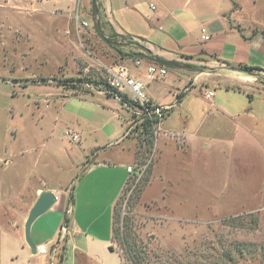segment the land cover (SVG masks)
<instances>
[{
    "label": "rangeland",
    "instance_id": "rangeland-1",
    "mask_svg": "<svg viewBox=\"0 0 264 264\" xmlns=\"http://www.w3.org/2000/svg\"><path fill=\"white\" fill-rule=\"evenodd\" d=\"M242 1L264 22V0ZM66 2L0 0V264H29L10 224L28 216L31 190L56 185L63 194L66 187L73 190L74 199L73 205L68 200L70 244L63 264H74V245L101 262L81 256L79 264H121L123 244L119 236L111 240L112 210L128 174L119 164L131 160L134 143L140 165L149 164L140 183L129 179L114 209L118 234L142 251L137 264H264V96L254 90L256 100L249 104L246 93L218 88L216 98L231 118L216 116L210 101L195 98L194 120L206 112L207 124L188 132L187 152L167 147L158 166L156 143L146 151L133 135L116 144L126 137L129 121L121 101L100 90L107 83L106 65L121 61V54L94 26L76 25L78 15L93 25L92 0ZM97 3L110 36L106 9L102 0ZM141 28L136 24L134 30ZM125 48L121 53L132 50ZM251 79L264 88V79ZM204 91L199 85L193 94L204 98ZM167 93L161 86L159 95ZM244 106L251 114L243 113ZM171 121L182 124V115ZM69 129L79 133V141L66 135ZM93 159L116 161L117 168H93ZM110 177L118 180L113 192L103 181ZM21 191L29 192L7 196Z\"/></svg>",
    "mask_w": 264,
    "mask_h": 264
},
{
    "label": "crops",
    "instance_id": "crops-1",
    "mask_svg": "<svg viewBox=\"0 0 264 264\" xmlns=\"http://www.w3.org/2000/svg\"><path fill=\"white\" fill-rule=\"evenodd\" d=\"M75 2L76 0H67L66 3ZM102 2L107 12L111 34L137 37L147 44L146 46L151 53H156L166 59L176 60L181 64V67H168V74L165 78L147 83V92L154 101L161 105H173L161 121L156 133L155 143L158 149L155 148V154H160L158 166L165 156L167 147L168 149L169 147L176 148L177 150L175 149L174 152L180 151V149L187 152L189 149L188 132L194 134L198 131V128L200 131V128L207 124L210 115L206 112L202 113V117H198L201 119L200 122L194 120L190 104L195 98L206 102L210 101L208 105L218 113H216V116L231 118L233 116L231 112L220 107L216 98L218 88L224 89L226 92L246 93L249 104L254 103L256 100L257 93L254 90L264 96V88L254 86V81L251 79L252 76L264 79V22L255 14L246 11L242 0H120L115 1V3L113 0H102ZM252 2H254V5L256 0ZM115 11L119 13L117 14ZM75 17L76 25L81 26L80 18L77 20V16ZM136 24H140L142 30H134ZM203 28L206 31H203ZM103 31L105 33V30ZM66 32L68 33L69 29ZM205 35H209L210 38L205 39ZM108 37L110 36L108 35ZM71 40V35H69L65 41L66 45H71ZM121 46L126 47L125 49L128 48L126 45ZM120 59L119 62L127 64L135 76L146 80V68L153 60L143 58L142 65L136 66L133 57L120 55ZM240 63L259 67V70L250 73L243 72L237 69V65ZM109 65H106V67ZM170 68L177 70L178 73H171ZM160 81H163V83H158ZM199 85L205 86V91L202 94L204 98L193 94V90ZM161 86H165L168 90L164 97L159 95ZM210 90L214 91V96L207 98L206 93ZM180 95L181 98H179ZM106 97L119 100L114 96L106 95ZM118 106L126 118L125 121H129L126 122L128 125L131 121L129 116L132 114L133 107H128L122 102ZM245 107L247 106H244L243 113L251 114V108ZM176 114L182 115V124L171 121ZM121 126L122 128L125 127L124 124ZM125 133L122 137L125 136ZM129 136L133 135H126V137L117 140L116 144L124 142ZM118 141L120 142L118 143ZM135 148V143L131 147L129 145L128 149L132 152L131 160L126 162L122 160L119 164V166L126 169L128 174L122 177L123 181L120 189L123 188L117 192L116 201L131 178L127 170L128 166H134L138 163V151L136 152ZM123 150L125 149L123 148ZM100 152H95V156L99 155ZM116 163L114 161L112 164L110 160H104L103 162H98L95 159L93 161L89 160V165L93 164V168L100 166L114 168ZM159 173L163 176L165 174L161 170H159ZM103 181L107 182L109 189L111 188L110 192L115 191L118 180H112L110 177L109 179L104 178ZM59 189H63V187L59 185L48 188L37 186L34 190H31L35 198L28 213L39 197L40 192L52 191L58 197L57 202L32 224L31 239L36 247L39 244L46 243L51 249L52 246L56 245L61 227L65 223V216L70 215L68 200H71V195L68 192L69 188H64L66 194L60 192ZM24 192L28 193L29 191H21L19 195L15 194L16 196L14 194L5 195L21 197L20 194ZM73 200L70 201L72 205L74 204ZM115 203L112 210V243L114 241L113 215ZM71 213L74 214V210H71ZM27 217L23 218L24 221L21 224L18 222L15 225L11 223L9 228L13 230L19 246L25 250L24 254L28 258L29 264H54L55 256L52 251L49 253L51 256L48 253L41 254L37 251L34 253L28 245L25 238ZM69 224L70 216H68V227ZM67 235L66 250L70 244L69 231ZM73 247L75 248L73 253L74 264L80 256H87L100 262L97 256L90 255V252H85L76 245ZM111 251H114V249Z\"/></svg>",
    "mask_w": 264,
    "mask_h": 264
},
{
    "label": "built area",
    "instance_id": "built-area-1",
    "mask_svg": "<svg viewBox=\"0 0 264 264\" xmlns=\"http://www.w3.org/2000/svg\"><path fill=\"white\" fill-rule=\"evenodd\" d=\"M77 20H79V15L77 16ZM80 24L83 27H93L91 23L85 20H82ZM203 31H206V29L203 28ZM204 38L209 39L210 36L205 35ZM122 43V45H126L132 48L135 53L149 52L146 46L147 44L137 37L132 36L131 38H129L127 36L126 39H123ZM133 61L136 66H140L142 65L143 58L135 54V56L133 57ZM168 69V66L152 61L146 68L145 80L135 76L131 72V69L125 63L116 62L107 67V84L105 86V89H102L100 91L106 95L111 94L112 96L118 98L120 101L122 96L126 94L133 101H136L140 104V106H131L125 103L126 106L133 107L132 119L127 128L126 135H135V128L146 118L154 120L156 119V122H154V130L155 133H157L161 121L164 119L165 115L170 111L173 105H161L154 101L147 92V83L155 82L157 80L165 78L168 74ZM213 96V90H210L206 93L207 98H212ZM66 135L69 136L73 141H79L78 133L73 130H67ZM148 164L149 162L147 164L140 165V163L138 162L134 166H128L127 170L130 173L131 178L134 177V185L142 181ZM65 233H68V223L66 222L61 227V239H63ZM36 248L37 252L41 254L50 253V251H52L54 256H56L57 251L59 250L58 245H54L50 249L46 243L39 244Z\"/></svg>",
    "mask_w": 264,
    "mask_h": 264
},
{
    "label": "trees",
    "instance_id": "trees-1",
    "mask_svg": "<svg viewBox=\"0 0 264 264\" xmlns=\"http://www.w3.org/2000/svg\"><path fill=\"white\" fill-rule=\"evenodd\" d=\"M101 26L102 28H104L103 24L101 23ZM104 30V29H103ZM127 36V35H126ZM129 38H131L132 36L131 35H128ZM110 39H113L114 41H117V42H123V37L119 34H116V33H112L109 37ZM130 43V42H128ZM122 44H119V45H110L111 47L117 49V51L120 52L121 56H130V57H134L135 56V52L134 50L132 49L131 51H129V53H121V46ZM149 52L151 53V51L149 50ZM237 69L243 71V72H247V73H250V72H253L254 70H259V67H255V66H251V65H247V64H244V63H240L237 65ZM107 84V83H106ZM107 96H112L111 94H107ZM251 97V96H249ZM179 98H181V95L179 96ZM121 102L122 103H127L131 106H140V104L136 101H133L131 98H129L126 94H124L121 98ZM154 122H156V119H144L142 122H140L137 127L135 128L134 130V134L136 136L139 137V145H140V148H146L147 150L146 151H150V149H152L155 145V142H156V133H155V130H154ZM141 150L139 149L138 153H140ZM139 186V185H138ZM141 187V186H140ZM139 187V188H140ZM71 200L73 199V190H71ZM115 220H116V216H115V209H114V215H113V240L115 238H117L119 236L118 239L121 240V243L123 244V253H121V264H125V260L127 261H131V263H134V264H137L141 258H144L143 255L141 256V253L142 251H138L137 248H136V244L135 243H132L128 240V236L127 235H119L118 231L116 230V227H115ZM64 221L66 223H68V215L65 216V219ZM61 236L59 235V238H58V243L56 245H59L61 244ZM66 242H67V237H65L63 239V242L61 244V247H59L60 249V252L58 254V258H59V261H58V264H63V260H64V257H65V252H66ZM137 255V257H136ZM122 256L123 258L125 259L123 261L122 259ZM146 256V255H145ZM80 257L77 258L76 260V264H79L80 262Z\"/></svg>",
    "mask_w": 264,
    "mask_h": 264
},
{
    "label": "water",
    "instance_id": "water-1",
    "mask_svg": "<svg viewBox=\"0 0 264 264\" xmlns=\"http://www.w3.org/2000/svg\"><path fill=\"white\" fill-rule=\"evenodd\" d=\"M98 3L97 0H92V21L93 26L96 33L100 36V38L106 42L107 44L111 45H119L123 44L121 42L114 41L110 39L107 35H105L100 21L98 19ZM123 38H127V36L122 35ZM137 56L145 59H151L154 62L160 63L162 65L168 67H181V64L176 60L166 59L161 57L156 53H136ZM57 202V196L52 191H42L40 192L39 197L37 198L36 202L32 206L28 217L25 222V238L28 245L31 247L32 251L35 253L37 251L36 246L33 244L31 239V227L33 222L42 214H44L47 210H49L55 203ZM113 250V247H111Z\"/></svg>",
    "mask_w": 264,
    "mask_h": 264
}]
</instances>
